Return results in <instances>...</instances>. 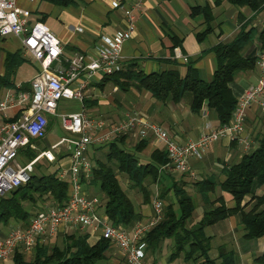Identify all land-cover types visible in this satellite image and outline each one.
I'll return each instance as SVG.
<instances>
[{"label": "trees", "instance_id": "obj_1", "mask_svg": "<svg viewBox=\"0 0 264 264\" xmlns=\"http://www.w3.org/2000/svg\"><path fill=\"white\" fill-rule=\"evenodd\" d=\"M74 1L76 0H45L49 5L61 8L68 7ZM228 2L237 9L246 7L252 13H258L264 7V0H228ZM196 15L201 16L205 24L204 30L195 37L198 43H201L205 40V36L213 33V16L208 7L191 8L190 16ZM3 41L4 39L0 38V44ZM255 42L257 43L254 44ZM263 47L264 27L258 30L245 25L230 43H219L210 50L215 57L216 66L207 82L199 78L198 70L189 63L185 64L186 70L181 76L172 69L145 75L134 62L121 67L122 69L111 77L104 78V82H114L123 92L130 87L137 91L145 90L146 94L159 102H165L170 98L174 103H178L185 96L189 97V106L193 113L201 112L202 104L206 103L207 108L214 112L220 127L229 123L237 102L229 85L234 81L237 73L254 71L256 54ZM22 57V52L18 50L14 54L5 53L0 59V72L2 71L0 90L15 88L13 80L16 71L27 63ZM20 86V90L29 91V85ZM126 136L118 135L114 140L106 142L107 148L102 160L89 155L90 146L85 155L91 164V172L87 178L80 176V182L87 188L92 186L98 188L97 190L102 194L101 198H104L100 203V209L105 213V217L112 226H122L124 229L141 222L142 218L136 213L131 199L122 190L116 174L126 176L130 188L141 193L145 203L152 198L148 187L159 185V193L157 192L156 196L162 201L166 200L172 191L173 200L168 204L163 201L161 218L153 227H149L143 238L146 254L149 252L152 256L154 251L159 249L161 241L169 239L171 242L169 263L177 256H182L185 263L193 260L197 264V261L201 260L199 264H235V253L225 246H218L217 255L214 259L210 258L208 252L212 248L211 238L206 236L204 231L207 226L223 221L230 215L239 218L245 239L264 237V192L259 196L255 193L264 186V138L257 142V147L240 156L237 163L224 167L222 181L218 182L211 176L197 180L191 185L195 187L202 200L201 216L191 226L190 222L197 206L194 196L185 187L186 184H179L171 179L170 186L163 185L167 172L160 170V166L168 163L165 151L155 149L149 160L141 163L136 154L142 152L147 140L139 139L132 149L126 150L124 148ZM18 153H24L27 161L33 160L36 155L35 151L28 148ZM63 155L55 157L54 162L43 161L47 162V165L55 163ZM39 167L38 163L34 164L35 170L30 174L28 181L0 197V222L4 225H8L11 219L27 223L31 211L23 207L24 202L35 207L37 201L43 203L50 198L52 206L63 207L68 200V181L58 178L59 169L44 173ZM216 188L230 195V199L234 202L233 207L227 206L222 197H216L212 201L208 199ZM245 197L250 198L248 203H245ZM250 203L252 204L250 209L246 210ZM88 238V233L83 231L65 232L62 235L61 246L52 245L49 248L46 243H41L35 246L32 259L25 260V254L15 253L10 261L13 264H102L107 259L106 252L113 247L106 239H98L89 245ZM144 263L156 264L154 260L148 261L147 256Z\"/></svg>", "mask_w": 264, "mask_h": 264}, {"label": "built area", "instance_id": "obj_2", "mask_svg": "<svg viewBox=\"0 0 264 264\" xmlns=\"http://www.w3.org/2000/svg\"><path fill=\"white\" fill-rule=\"evenodd\" d=\"M15 3L16 0H0V38L19 39L23 54L36 63L38 72L28 84V92L6 94L0 102V113L9 108L16 109L17 113L15 120H8L0 125V197L28 181L36 159L54 162V154L58 153L60 146L67 148L65 152L69 158V166L68 169L57 168L58 178L67 179L69 190L68 200L63 207L39 206L27 218V223L12 219L9 221L13 224L9 222L4 225L0 222V263L11 260L15 253L31 256L38 244H45L60 233L79 230L88 235H97V240H108L127 264H145L146 246L142 241L149 227H153L161 218L164 202L155 196L151 200L152 214L144 222H136L128 229L112 226L105 213H100V200L81 191L80 176L87 178L91 172V164L85 155L87 149L108 143L118 135L133 133L140 140L152 138L163 144L168 163L160 166V170L180 174L190 172V159L202 157L210 143L223 137L230 140L238 138L244 129L247 110L252 104L255 103L264 110V47L256 54L257 83L248 86L237 98L229 123L215 130L210 129L196 140L187 139L180 144L158 123L148 121L143 114L127 113L123 120L110 123L103 118L93 119L82 110L70 114L56 112L59 100L82 102L88 82L98 75L111 77L122 69V47L133 37V14L140 9L143 0H131L130 7H122L114 2L113 7L122 12L125 23L123 31L110 37L99 36L96 56L75 55L69 61L60 57L59 40L44 25L29 26L26 18L28 12L21 10ZM75 31L82 32L81 29ZM173 60L187 63V59L179 53L174 54ZM47 116L56 118L61 128L74 134V137H61L46 151L38 152L33 161L17 163L21 148L33 150V140L40 141L46 136Z\"/></svg>", "mask_w": 264, "mask_h": 264}, {"label": "crops", "instance_id": "obj_3", "mask_svg": "<svg viewBox=\"0 0 264 264\" xmlns=\"http://www.w3.org/2000/svg\"><path fill=\"white\" fill-rule=\"evenodd\" d=\"M114 2L122 7H130L131 5V0H76L66 8L49 5L45 0L27 2L16 0L15 5L28 12L26 18L29 26L44 25L49 33L59 40L61 45L60 57L69 61L75 55L96 56L95 48L99 36L110 37L123 31L125 23L122 12L113 7ZM195 7L199 9L208 7L213 16V33L205 36V40L201 43H198L195 37L204 30L205 24L201 16H190L191 8ZM133 15L135 30L132 39L126 41L122 47V67L129 62H134L145 75L172 69L183 76L186 70L185 63L173 60L174 54L179 53L187 59V63L198 70L199 78L205 82L210 80L216 66L215 57L210 50L219 43H230L242 26L247 25L248 28L258 30L264 27V7L258 13H252L246 7L237 9V7L229 4L228 0H143L140 9ZM75 29H81L82 32L76 33ZM7 38L4 37V41L0 44V59L5 53L14 54L18 50L22 52L19 39L15 38L19 42V47L15 51H11L6 46ZM22 56L27 64H31L34 68L31 78L34 77L38 72V66L34 62H29L31 59L23 52ZM24 65L22 66L24 67ZM257 75L255 69L245 74L237 73L234 76V81L229 85L233 96L238 98L248 86L256 85ZM13 83L15 86V78ZM29 83L20 82L11 90L1 89L0 102L6 94L16 95L22 91L20 90L21 84L28 85ZM88 83L82 96L83 101L80 102L81 108L72 112L61 113L70 114L82 110L84 113L90 112L93 115L102 114L105 116L103 119L110 123L123 120L127 113L143 114L148 121L158 123L170 137L180 144L187 139L196 140L201 134L208 133L210 129L218 128L215 115L207 108L206 103L202 104L201 112L193 113L190 110L189 97L185 96L178 103H174L170 98L165 102H159V100L152 99L149 94H146L145 90L137 91L130 87L126 92H123L114 82H104V77L101 75L96 76L94 80ZM108 86L109 92L106 93ZM123 102L128 104L127 107L125 106L126 108H123ZM195 114L200 116L202 123H194L192 118ZM16 116V109H7L0 113V125L5 121L15 120ZM47 117L49 127H47L46 136L40 140L47 146H44L41 151L49 149L61 137H74V134L71 135L61 128L56 118ZM95 117L93 119H96ZM54 124L59 125L65 134L55 137L52 130ZM242 130L243 132L235 140L223 137L217 142L210 143L202 157L196 160L190 159V172H185L187 176H194L193 178L197 180L213 176L220 182L224 178L222 172L224 167L237 163L240 156L258 146L257 142L264 138V110H261L255 103L247 110L244 129ZM138 140L133 133H128L125 139L129 144H135ZM146 140V146L151 149L144 151L146 150L145 146L141 153L136 154L138 157L147 152L148 158L139 160L141 163L149 160V156L155 149L164 150L163 144L157 139L146 138ZM36 141L39 140H33V142ZM36 146L32 151L37 150L38 147ZM65 149H67L65 146H60L56 155L66 154ZM41 151L38 152L41 153ZM38 152L36 153L38 154ZM68 163L69 159L64 168L68 169ZM185 179L188 180L189 178ZM81 191L89 197L93 196L86 191L84 185H82ZM263 192L264 186L257 189L255 193L259 196ZM213 194V197L209 196L208 199L212 201L216 197H222L227 206H234L233 200L227 193H222L216 188ZM249 201L250 198L245 197V203ZM251 205L250 203L246 210H249ZM201 211L196 222L201 216ZM100 213L102 214L103 211L100 210ZM136 213L146 216L145 220L152 214L150 210L146 213L145 209L136 211ZM204 231L206 236L211 238V246L215 242V253L218 246H225L231 248L235 253V264H264V237L245 239L243 227L236 215H230L223 221L207 226ZM96 240L97 235H89V244Z\"/></svg>", "mask_w": 264, "mask_h": 264}, {"label": "rangeland", "instance_id": "obj_4", "mask_svg": "<svg viewBox=\"0 0 264 264\" xmlns=\"http://www.w3.org/2000/svg\"><path fill=\"white\" fill-rule=\"evenodd\" d=\"M6 46L9 48V50L11 51H15L18 47H19V42L15 39H11V38H7L6 40ZM29 62H33L32 60H29ZM34 70V68L32 67V65L30 64H25L24 67L21 66L19 68V70H17V73H16V76H15V86H17L20 82H23V83H29L33 77L31 78V75H32V71ZM109 86L107 88V91L106 93L109 92ZM115 96V95H114ZM128 97V96H127ZM123 108H126L128 105L127 103H124ZM126 106V107H125ZM81 108V104L80 102H78L77 100H72V101H66V100H59V103H58V109H56V111L59 113L61 112H65V113H68V112H72L76 109H79ZM212 114H214L213 111H211ZM85 114H87L88 116L97 119L98 117H100L101 115H93L92 113L90 112H86ZM103 116V117H102ZM100 118H104L105 116L102 115ZM98 118V119H100ZM194 123H202V120L200 119V116L195 114L194 118ZM193 122V121H191ZM48 125V124H47ZM49 127V126H48ZM53 134L55 135V137H60V135H64L65 134V131H63L59 125L57 124H54L53 125ZM34 146L38 147L37 150H34L35 153L38 152V151H41L43 150L44 146H47L44 142L42 141H36V142H33ZM134 143L133 144H129L125 141V146L124 148L126 150L128 149H132ZM106 145L105 143L102 144L101 146L99 147H93L91 146V148H89V155H93L99 159L102 160V158L104 157V153L106 151ZM24 148H21L20 150H22ZM151 148H149L148 146H146V150L144 151H150ZM54 154V153H53ZM37 155V153H36ZM35 155V157H36ZM55 157H57L56 154H54ZM34 157V159H35ZM139 157V160H144L146 158H148V154L147 152H144L142 153V155L138 156ZM33 159V160H34ZM68 156L67 154H64L60 160L57 159V161L55 163H50L47 165V162H44L42 159H36L34 161V164H39V170L41 172H44V173H48V172H51V171H55L58 167L61 169V168H64L65 167V164L68 162ZM31 160V161H33ZM17 163L19 164H24V163H28V162H31V161H27L26 160V156L24 153H20L18 155V158L16 159ZM50 162V161H48ZM52 162V161H51ZM34 164H32V166H34ZM35 169L33 168L32 169V172L34 171ZM37 172V171H36ZM167 175H166V179L163 180V185L164 186H170L171 184V179L173 180H176L177 183L181 184V183H185V187L187 188L188 192H190L191 195L194 196V200L196 202V210L195 212H193V218L190 222V225H194L196 223V219L198 217V214L199 212L201 211V207H202V200H200V195L196 192V189L195 187L191 186L194 182L197 181V179L193 178L194 176L190 177V176H187V174L185 172L183 173H175L174 171H166ZM116 176L118 177L120 183H121V186H122V190L125 191V193L127 194V196L131 199V203H133L136 211H141V210H144L147 212H149L150 210V213L152 212V208H151V200L154 199V197L157 195V192L159 193V185L158 186H151V187H148L150 188V192L152 194V198L151 200L147 201L146 203L143 202L144 201V198L142 196L141 193H139L138 191H136V189H133V188H130V184L128 183V180H127V177L124 176V175H121L120 173L116 174ZM185 178H192V179H188L186 180ZM86 188V191L90 194V195H93L95 196L96 198H98L100 200L99 204L102 203L104 201V198H101L102 194L101 192H99L97 189L98 188H95V187H89ZM213 193H211L209 196L210 197H213ZM173 200V195H172V191L171 193L168 194L166 200H163L165 203H169ZM51 199L49 198V200L41 203V201H37V204L35 205V207H32L30 206V204H28V202H24L23 203V207H25V209H27L29 212L31 211V214H33L34 212H36L37 209H39L41 207H49V205H51ZM101 205V204H100ZM176 209H177V206H175ZM141 216V222H144L145 221V217L146 216H143L141 214H139ZM10 224H13L12 222H10ZM1 225V223H0ZM62 235H64L63 233H60L58 234L57 236H55L54 238H51V240H48L46 242V246L51 248L52 245H56V246H61L62 242ZM89 244V242H88ZM91 245V244H89ZM171 253V242L169 239H166V240H162L161 241V244L159 246V249H157L156 251H154V253L152 254V256L150 255L149 252H147L146 256H147V259L148 261H151V260H154L156 264H195L193 262V260H190L188 261L187 263H185L183 261V258L182 256H177L172 262H168V257H169V254ZM210 258L214 259V257L216 256V253H215V242H213L212 244V248H211V251L208 252ZM106 261L103 262L102 264H127L125 262V259L123 257L120 256V253H118V251L115 249V248H112L110 249L108 252H106ZM34 256V253H32V255H26V259L25 260H28V259H32ZM201 262V260H198L197 261V264H199ZM2 264H13L12 261L10 260H6L4 263L2 262Z\"/></svg>", "mask_w": 264, "mask_h": 264}]
</instances>
